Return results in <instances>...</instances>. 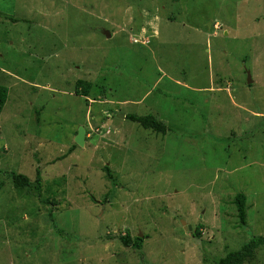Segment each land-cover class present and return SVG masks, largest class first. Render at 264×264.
Listing matches in <instances>:
<instances>
[{
  "label": "rangeland",
  "instance_id": "obj_1",
  "mask_svg": "<svg viewBox=\"0 0 264 264\" xmlns=\"http://www.w3.org/2000/svg\"><path fill=\"white\" fill-rule=\"evenodd\" d=\"M0 85V264H217L264 237V0H0ZM37 170L40 197L14 187Z\"/></svg>",
  "mask_w": 264,
  "mask_h": 264
},
{
  "label": "trees",
  "instance_id": "obj_2",
  "mask_svg": "<svg viewBox=\"0 0 264 264\" xmlns=\"http://www.w3.org/2000/svg\"><path fill=\"white\" fill-rule=\"evenodd\" d=\"M75 94L80 95L83 97H87V88L86 83L82 80H78L75 84ZM8 99V89L7 87L0 85V114L6 104ZM127 120L133 123H137L140 127L144 129H150L154 133H158L161 135H165L167 133V127L165 124L156 119L153 115H146V116H138L134 114H128L125 116ZM106 176L111 178V174L109 169L105 167ZM13 185L16 189L22 188H34L37 191V196L40 197V183H41V176L39 171L36 172V177L34 181H31L25 175L11 173L10 175ZM47 204L54 205L51 201H45ZM239 224L244 226L246 225V215H247V206H246V195L242 192H239L235 195L233 201ZM196 235L200 233L198 230L195 231ZM125 247H131L136 250L142 249V239L138 237L130 238L128 234L125 236L116 235L115 236ZM264 247V237H254L248 243L243 245L236 251H231L227 253L224 257L220 258L217 261V264H243L251 260L254 255L255 251L258 247Z\"/></svg>",
  "mask_w": 264,
  "mask_h": 264
},
{
  "label": "water",
  "instance_id": "obj_3",
  "mask_svg": "<svg viewBox=\"0 0 264 264\" xmlns=\"http://www.w3.org/2000/svg\"><path fill=\"white\" fill-rule=\"evenodd\" d=\"M248 84L251 83V80L249 79L247 81ZM122 118H124V115H121ZM74 142L77 146L82 147L84 145L85 142V130L82 127H79L77 129V133L74 139ZM182 224H185V222H182ZM185 229L190 230L191 228L189 226H187ZM138 238H141V235L138 236Z\"/></svg>",
  "mask_w": 264,
  "mask_h": 264
},
{
  "label": "crops",
  "instance_id": "obj_4",
  "mask_svg": "<svg viewBox=\"0 0 264 264\" xmlns=\"http://www.w3.org/2000/svg\"><path fill=\"white\" fill-rule=\"evenodd\" d=\"M139 116V115H138ZM121 117V116H120ZM124 118H125V115H124Z\"/></svg>",
  "mask_w": 264,
  "mask_h": 264
}]
</instances>
